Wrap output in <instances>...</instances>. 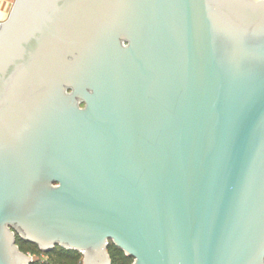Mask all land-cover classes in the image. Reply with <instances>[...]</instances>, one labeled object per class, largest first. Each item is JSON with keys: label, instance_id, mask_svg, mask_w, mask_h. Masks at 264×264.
Listing matches in <instances>:
<instances>
[{"label": "water", "instance_id": "water-1", "mask_svg": "<svg viewBox=\"0 0 264 264\" xmlns=\"http://www.w3.org/2000/svg\"><path fill=\"white\" fill-rule=\"evenodd\" d=\"M17 237L83 264L110 244L132 264H264V0H14L0 264L32 261Z\"/></svg>", "mask_w": 264, "mask_h": 264}, {"label": "trees", "instance_id": "trees-1", "mask_svg": "<svg viewBox=\"0 0 264 264\" xmlns=\"http://www.w3.org/2000/svg\"><path fill=\"white\" fill-rule=\"evenodd\" d=\"M16 243L23 252L34 256L30 264H80L82 260V254L76 250L56 246L53 250L44 252L36 244L26 242L19 237L16 238ZM108 253L111 264H132L133 262L132 257L125 255L122 249L113 244L109 245ZM42 256L45 258L42 259Z\"/></svg>", "mask_w": 264, "mask_h": 264}, {"label": "crops", "instance_id": "crops-1", "mask_svg": "<svg viewBox=\"0 0 264 264\" xmlns=\"http://www.w3.org/2000/svg\"><path fill=\"white\" fill-rule=\"evenodd\" d=\"M13 2L14 0H0V22L7 18Z\"/></svg>", "mask_w": 264, "mask_h": 264}, {"label": "rangeland", "instance_id": "rangeland-1", "mask_svg": "<svg viewBox=\"0 0 264 264\" xmlns=\"http://www.w3.org/2000/svg\"><path fill=\"white\" fill-rule=\"evenodd\" d=\"M26 254H28L29 256H31V258H33L34 256L33 255H31V254H29V253H26ZM42 259H44L45 257L44 256H42L41 257ZM80 264H83V261L81 260V263Z\"/></svg>", "mask_w": 264, "mask_h": 264}, {"label": "flooded vegetation", "instance_id": "flooded-vegetation-1", "mask_svg": "<svg viewBox=\"0 0 264 264\" xmlns=\"http://www.w3.org/2000/svg\"><path fill=\"white\" fill-rule=\"evenodd\" d=\"M84 104L83 103H80V106L82 107Z\"/></svg>", "mask_w": 264, "mask_h": 264}]
</instances>
